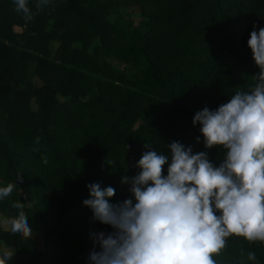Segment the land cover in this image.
I'll return each instance as SVG.
<instances>
[{"label": "trees", "instance_id": "obj_1", "mask_svg": "<svg viewBox=\"0 0 264 264\" xmlns=\"http://www.w3.org/2000/svg\"><path fill=\"white\" fill-rule=\"evenodd\" d=\"M27 7L29 14L0 0V186L16 183L0 215L8 221L22 210L42 249L1 226L0 249L13 250L9 264H89L100 250L94 234L113 229L83 204L87 184L112 186L110 202L123 201L131 194L122 178L138 173L143 152L169 155L174 141L222 162L226 149H206L192 120L255 85L260 69L247 40L254 25L264 27V0H27ZM111 58L139 69L130 78ZM224 239L211 254L215 264H264V241Z\"/></svg>", "mask_w": 264, "mask_h": 264}, {"label": "clouds", "instance_id": "obj_2", "mask_svg": "<svg viewBox=\"0 0 264 264\" xmlns=\"http://www.w3.org/2000/svg\"><path fill=\"white\" fill-rule=\"evenodd\" d=\"M15 3L17 11L29 14L27 0ZM247 45L260 69L255 85L216 109L197 111L192 120L200 125L206 149H226L218 166L206 151L194 153L192 146L174 141L169 155L155 148L143 152L138 173L122 178L130 182L131 194L123 201L110 202L112 186L86 185L89 198L83 204L113 229L94 234L100 250L90 252L89 264H215L211 254L231 234L264 241V27L253 26ZM15 188V182L0 186V200ZM7 223L11 232L31 237L22 210ZM13 254L0 249V264H9Z\"/></svg>", "mask_w": 264, "mask_h": 264}, {"label": "rangeland", "instance_id": "obj_3", "mask_svg": "<svg viewBox=\"0 0 264 264\" xmlns=\"http://www.w3.org/2000/svg\"><path fill=\"white\" fill-rule=\"evenodd\" d=\"M136 20H138V18H136ZM110 61L118 69H122V70L126 71L127 76H130V78L133 76V73H137V71L139 69V66L125 65L124 63H122L119 60L114 59V58H111ZM31 108H33V109L37 108V105L34 102V100H32V102H31ZM193 140H195V138ZM198 142L199 141H197V143ZM0 226L2 228H4V229H10V226L8 225L7 220L5 218H3L2 215H0ZM31 237H32L33 241L36 243L37 249L41 250L42 249V237H41V234L38 233V232H33ZM4 250L13 252L12 249L4 248Z\"/></svg>", "mask_w": 264, "mask_h": 264}]
</instances>
